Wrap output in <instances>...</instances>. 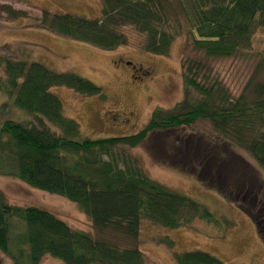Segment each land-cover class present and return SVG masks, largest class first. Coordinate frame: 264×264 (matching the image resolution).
Instances as JSON below:
<instances>
[{
	"label": "trees",
	"instance_id": "1",
	"mask_svg": "<svg viewBox=\"0 0 264 264\" xmlns=\"http://www.w3.org/2000/svg\"><path fill=\"white\" fill-rule=\"evenodd\" d=\"M98 1V19L43 11L36 24L104 52L126 47L123 29L129 27L143 37L141 51L163 57L182 35L175 4L186 21L192 49L209 59L247 53L255 33L264 27V0ZM0 10L10 21L27 17L7 5ZM0 64V93L36 119L0 125V176L76 204L100 235L73 230L42 209L12 206L0 192V253L11 264H40L46 256L61 264H148L138 248L142 220L171 230L196 220L218 225L192 199L150 180L127 154L155 132L190 130L205 121L216 139L247 153L264 171V85L255 87L256 99L246 104L241 97L233 100L220 81L210 78L205 64L182 60L184 88L199 97L187 112L178 113L177 107L156 110L136 134L89 140L82 139L78 124L64 117L51 89L63 87L88 97L100 96L101 89L26 59H0ZM16 225L22 232H12ZM157 244L173 250L168 239ZM173 259L176 264H223L198 250L173 253Z\"/></svg>",
	"mask_w": 264,
	"mask_h": 264
},
{
	"label": "rangeland",
	"instance_id": "2",
	"mask_svg": "<svg viewBox=\"0 0 264 264\" xmlns=\"http://www.w3.org/2000/svg\"><path fill=\"white\" fill-rule=\"evenodd\" d=\"M27 17L7 20L0 10V59L30 60L57 74H73L101 89L100 96H83L63 87L52 88L64 117L80 127L82 139L98 140L133 135L156 110L187 112L199 97L184 88L182 60L206 65L233 100L253 102L255 87L264 85V27L255 33L251 50L240 57L209 59L191 47L186 21L173 4L182 35L168 56L146 54L143 37L132 28L123 32L128 45L104 52L40 29L41 12L87 19L101 16L98 0H0ZM0 64V76H2ZM182 105V106H181ZM5 121L36 122L0 93V125ZM127 154L152 181L186 196L211 213L218 225L196 220L176 230L140 222L138 248L148 264H176L173 253L205 252L223 264H264V171L251 157L216 139L211 126L199 121L190 130L155 132ZM202 179L204 184L199 180ZM210 187V188H209ZM0 192L8 204L35 207L53 214L71 229L100 238L76 204L49 195L10 177L0 176ZM14 234L22 232L16 225ZM168 239L173 250L158 245ZM0 264H11L0 253ZM40 264H61L44 257Z\"/></svg>",
	"mask_w": 264,
	"mask_h": 264
}]
</instances>
